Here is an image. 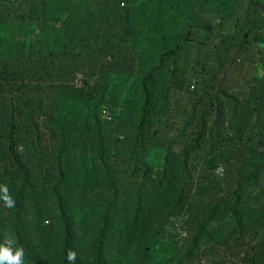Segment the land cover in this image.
Here are the masks:
<instances>
[{
  "label": "trees",
  "instance_id": "trees-1",
  "mask_svg": "<svg viewBox=\"0 0 264 264\" xmlns=\"http://www.w3.org/2000/svg\"><path fill=\"white\" fill-rule=\"evenodd\" d=\"M259 1L0 0V242L24 264H264Z\"/></svg>",
  "mask_w": 264,
  "mask_h": 264
},
{
  "label": "clouds",
  "instance_id": "clouds-1",
  "mask_svg": "<svg viewBox=\"0 0 264 264\" xmlns=\"http://www.w3.org/2000/svg\"><path fill=\"white\" fill-rule=\"evenodd\" d=\"M0 201L7 209H14L17 206L16 199L9 190L8 185L0 184ZM15 241L11 237H5L3 242H0V264H24L25 250L21 247H15ZM77 256L74 250H69L67 260L74 264Z\"/></svg>",
  "mask_w": 264,
  "mask_h": 264
},
{
  "label": "rangeland",
  "instance_id": "rangeland-1",
  "mask_svg": "<svg viewBox=\"0 0 264 264\" xmlns=\"http://www.w3.org/2000/svg\"><path fill=\"white\" fill-rule=\"evenodd\" d=\"M258 7L259 8H263L264 7V0H260L258 3ZM211 17V15L209 13H202V12H198L194 15V17L192 18V22L196 25H208V21L209 18ZM264 73V72H263ZM124 116L126 117L127 114H124Z\"/></svg>",
  "mask_w": 264,
  "mask_h": 264
}]
</instances>
